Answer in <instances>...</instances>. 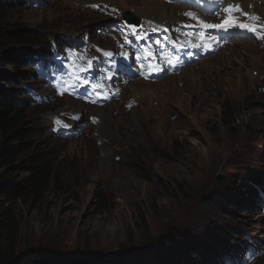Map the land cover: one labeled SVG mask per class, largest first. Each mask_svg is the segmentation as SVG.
<instances>
[{"label":"rangeland","instance_id":"1","mask_svg":"<svg viewBox=\"0 0 264 264\" xmlns=\"http://www.w3.org/2000/svg\"><path fill=\"white\" fill-rule=\"evenodd\" d=\"M39 1L6 11L0 24L58 40L87 33L103 46L95 33L99 13L89 5L109 3L153 19L159 4ZM182 9L175 7L173 21ZM237 43L179 78L144 88L134 82L122 102L101 109L70 99L40 105L26 94V116L38 130L34 143L50 153L57 181L38 200L4 205L18 222L21 248L76 261L108 256L118 264H170L161 250L166 242L180 252L199 243L206 256L216 254L214 264H264V48ZM26 50L0 45V59ZM76 60L72 53L69 64ZM1 62L0 72L32 70ZM130 98L138 106L126 111ZM92 117L99 123L84 122ZM5 175L17 182L26 177ZM229 204L238 210L228 211ZM229 231L233 236H223Z\"/></svg>","mask_w":264,"mask_h":264},{"label":"trees","instance_id":"2","mask_svg":"<svg viewBox=\"0 0 264 264\" xmlns=\"http://www.w3.org/2000/svg\"><path fill=\"white\" fill-rule=\"evenodd\" d=\"M22 5L19 0H0V21L6 11ZM51 38L56 39V36L24 30L15 23L9 26L0 24V45L27 46V50L20 55L3 56L0 65L4 66L1 62L4 59L5 65L21 69L32 54L48 51ZM26 74L24 71H16L15 74L0 72V171L3 173L0 177V264H118V260L108 256L76 261L46 250L22 249L20 246L18 222L13 212L5 209L4 205L29 198L38 200L52 181H57L56 174L52 172L50 153L34 143L38 130L32 127L26 116L28 99L22 87L28 80ZM6 170L12 174L21 171L26 173V177L19 182L7 180ZM226 209L238 210L230 204ZM227 235L233 236V232L223 236ZM205 249L204 244L196 243L180 252L176 245L166 242L161 250L170 264H214L212 259L216 258V254L206 256Z\"/></svg>","mask_w":264,"mask_h":264},{"label":"bare ground","instance_id":"3","mask_svg":"<svg viewBox=\"0 0 264 264\" xmlns=\"http://www.w3.org/2000/svg\"><path fill=\"white\" fill-rule=\"evenodd\" d=\"M131 1H133V0H131ZM232 1L241 2L245 8H247L249 6H252L253 7V12L257 13L258 15H260L262 17V19L264 20V0H258V1L261 2L260 5H258L256 0H252L250 2L248 0H232ZM139 3H140V5L142 4L144 6H150L151 5V3H149V1H146V0H139ZM157 7L158 8L156 10H153V11H155V15L158 16L157 19L155 18L156 16L154 17L155 18L154 21H156L158 23H162L164 21L171 22L172 15L174 14L175 7L167 6V5L160 4V3L158 4ZM150 16H152V15H150ZM234 44L237 45L238 43L235 42ZM221 51H223V50H221ZM221 51L219 53H221ZM136 83H137L136 84L137 86H141L143 88L146 87V86L152 87L150 82L145 83V82L138 81ZM128 87L129 88H132V87L134 88V85H129ZM135 91H136V94H138V95H139V93L142 94V92H143V90H138V89H136V87H135Z\"/></svg>","mask_w":264,"mask_h":264},{"label":"snow or ice","instance_id":"4","mask_svg":"<svg viewBox=\"0 0 264 264\" xmlns=\"http://www.w3.org/2000/svg\"><path fill=\"white\" fill-rule=\"evenodd\" d=\"M233 9H225V11H232ZM235 10H239L238 8ZM235 23V21L231 18H226L222 24L214 25V24H205L203 25L205 28H217V27H224L230 26L231 24ZM240 27L247 28L249 31H255V27L249 24H241Z\"/></svg>","mask_w":264,"mask_h":264}]
</instances>
